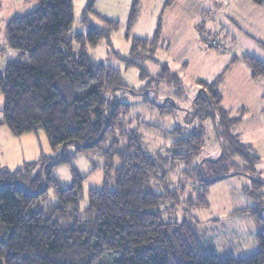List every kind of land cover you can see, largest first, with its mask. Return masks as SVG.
<instances>
[{
    "label": "trees",
    "instance_id": "16d2710c",
    "mask_svg": "<svg viewBox=\"0 0 264 264\" xmlns=\"http://www.w3.org/2000/svg\"><path fill=\"white\" fill-rule=\"evenodd\" d=\"M36 1V8L13 16L6 25L9 49L2 52L7 65L0 71V92L5 97L3 120L14 135L41 127L54 150L69 143L75 150L42 155L17 169H0V264H264V193L258 191L264 180L251 177V186H244L258 205L233 211L252 215L258 227L260 247L246 256L205 251L187 220L165 221L162 211L154 209L161 205L164 195L150 186L157 164L141 147L136 129L126 128L133 120L131 105L119 99L118 91L138 93L162 113H173V109L168 101L158 104L151 99L148 88H131L121 69L92 57L89 47L111 40L120 27L119 20L95 9L96 0H87L83 11L86 33L73 31L74 0ZM175 1L165 0V5ZM142 2L133 0L131 4L126 38L132 47L130 55L121 59L127 68L137 67L141 79L167 83L181 92L183 80L168 64L163 63L153 76L145 63L156 60L164 42L163 17H159L152 37L132 36ZM90 14L98 15L103 24L91 22ZM259 43L264 48V42ZM241 58L253 79L264 77V60L248 54ZM238 59L236 55L233 61ZM229 69L213 81L198 79L201 90L194 99L195 113L215 120L223 144L221 155L209 160L208 176L202 171L203 181L209 185L237 174L250 175L247 169L255 168V159H249L252 163L247 169L233 160L236 155H246L241 150L245 144L234 132V126L243 120V108L236 116L222 104L220 85ZM135 117L147 123L139 115ZM204 144V131L192 130L174 141V156L190 164ZM93 149H99L105 158V173H114L116 188H109L107 180L102 188H91L89 204L82 209L84 182L96 168L83 174L73 159ZM61 163L71 170L68 184L54 173ZM208 193L206 189L192 205L208 206Z\"/></svg>",
    "mask_w": 264,
    "mask_h": 264
},
{
    "label": "rangeland",
    "instance_id": "374dc122",
    "mask_svg": "<svg viewBox=\"0 0 264 264\" xmlns=\"http://www.w3.org/2000/svg\"><path fill=\"white\" fill-rule=\"evenodd\" d=\"M162 1L146 0V18L143 20L142 30L145 33H139L138 28L132 30V36H153L154 33L149 31V22L153 19L149 8L158 6ZM96 2L102 12L115 15L116 20L120 21V27L112 33L111 40L104 39L97 47H89L92 57L98 62L121 69L131 88L139 91L148 88L151 99L158 104L168 101V106L173 109V113H162L159 107L145 102L140 94L130 90L118 91L119 99L131 105L130 118L133 120L126 128L136 129L141 147L157 164L150 186L155 193L164 195V198L161 205L154 209L162 211L165 221L187 220L205 251H215L220 256H246L257 251L260 246L255 230L258 227L253 216L234 214L233 211L257 206L258 200L246 194L244 186H251V177L264 180V77L253 79L250 68L241 58L248 54L264 60V48L259 43L264 42V3L261 4L260 0H177L175 6L167 11L174 27L163 34L164 42L156 52V60H145L153 76L161 71L163 63L177 72L184 84L182 91L177 92L178 88L173 85H158L151 78L141 79L138 68H127L121 59L130 55L132 47L126 33L130 2L133 0ZM86 4L87 0L74 1V32L86 33L88 30V26L80 22L84 17ZM37 6L38 2L31 0L16 7V11L6 9L0 12L3 18L0 24L3 48L9 49L4 34V18L27 13ZM89 20L94 24H103V20L95 14H90ZM180 28L186 30L182 31ZM3 55L0 60L1 71L5 70L7 62V56ZM236 55L239 59L233 61ZM228 66L230 69L221 85L224 94L222 104L232 109L236 116L242 113L239 110L241 107L247 109L243 120L234 126L239 141L245 144L241 150L246 156L236 155L233 160L240 164V168L247 169L252 163L249 159H255V168L247 169L250 175L237 174L209 185L203 181L202 171L208 176L209 160H216L221 155L222 146L215 120L212 117L202 119L197 116L194 99L201 90L198 79L213 81ZM4 106L5 97L0 92V169H17L41 158L42 155L57 156L64 152H74L73 143L67 144L66 148L60 145L54 150L41 127L23 135H14L3 120ZM136 115L147 123L137 120ZM195 129L204 131L205 144L195 160L188 164L175 158L173 143ZM100 153L99 149H93L89 154L81 153L73 159V164L83 174L96 168L84 182V197L80 202L82 209L89 204L91 188H102L106 180L109 188H116L115 175L113 172L105 173L106 161ZM114 164L118 166L119 160L115 159ZM38 169L39 167L35 172ZM54 173L66 184L72 181L71 170L67 164L58 165ZM206 189H209V205H192L200 200ZM258 191L264 193V185ZM56 199L55 193L51 191V200ZM262 216L264 217V208ZM248 219L254 221L253 226Z\"/></svg>",
    "mask_w": 264,
    "mask_h": 264
},
{
    "label": "crops",
    "instance_id": "0c3cea01",
    "mask_svg": "<svg viewBox=\"0 0 264 264\" xmlns=\"http://www.w3.org/2000/svg\"><path fill=\"white\" fill-rule=\"evenodd\" d=\"M31 0H0V12H2V11H4V10H6V9H10V10H12V11H16V7H20V6H22V4L23 3H25V2H30ZM75 1V0H74ZM143 2H142V10H141V14H140V17H139V19H138V22L136 23V25H135V27H134V31L136 30V29H138V32L140 33H145L144 31H142V30H144V19L146 18V5H147V2H146V0H142ZM180 0H178V2H179ZM153 2H154V0H153ZM131 3L132 2H130V6H131ZM175 3H177V0L172 4V5H170V6H166L165 5V0H163L162 2H160L159 4H158V6H155V5H153L151 8H149V12H150V14H151V17L153 18L152 19V21L150 20V22H149V31H152L153 33L155 32V30H156V26H157V23H158V19H159V17L160 16H162L163 17V25H164V28H163V34H166V32H168V31H170L169 29L171 28V27H174V24H173V22H171V18L168 16V14H167V11L168 10H170L171 8H173L174 6H175ZM261 3V2H260ZM262 4V3H261ZM129 6V7H130ZM95 9L101 14V15H103V16H105V17H108V18H114V19H116V17H115V15L114 16H112V15H108V14H105L104 12H102L99 8H98V5H97V2L95 3ZM126 11H127V13H128V10H127V2H126ZM129 14H130V9H129ZM14 16H16V15H14ZM13 16L11 15V16H8L7 18H4V19H6V22H5V26L7 25V23H8V21L12 18ZM177 17H178V15H177ZM3 20V18L0 16V24H1V21ZM81 23H83L82 22V19H81V21H80ZM84 24V23H83ZM191 28V27H190ZM1 29V28H0ZM182 31H184V30H186V29H184V28H180ZM180 29H178V31H180ZM195 29H196V26L194 25V28H193V30H194V32H195ZM87 32V31H86ZM4 34H6V27H5V32H4ZM2 35H3V32H2ZM3 37V36H2ZM2 49H5L6 50V48H3V44H2V41L0 40V60H2L1 58H3V52H2ZM6 61H7V59H6ZM6 65H7V62H6ZM1 71V70H0ZM3 71V70H2ZM225 80V79H224ZM224 82V81H223ZM222 82V83H223ZM222 83H221V85H222ZM221 85H220V89H221ZM221 91H222V89H221ZM222 93H223V91H222ZM223 96H224V94H223ZM243 108V111L244 112H246V107H242ZM228 109V108H227ZM245 109V110H244ZM232 110V109H231ZM240 110V109H239ZM233 111V110H232ZM249 220V222H250V224H251V226H253L254 225V221L252 220V219H248ZM193 228V227H192ZM255 228V227H254ZM194 230V229H193ZM258 231V228H256V230H255V232H257ZM195 234H196V232H195ZM197 235V234H196ZM197 238H198V240H199V237H198V235H197ZM199 242H200V240H199ZM200 244H201V242H200ZM201 246H202V244H201ZM202 248H203V246H202ZM210 252V251H209ZM211 252H215V251H211ZM216 253V252H215ZM218 254V253H217ZM227 255H229V254H227Z\"/></svg>",
    "mask_w": 264,
    "mask_h": 264
},
{
    "label": "water",
    "instance_id": "95a60500",
    "mask_svg": "<svg viewBox=\"0 0 264 264\" xmlns=\"http://www.w3.org/2000/svg\"><path fill=\"white\" fill-rule=\"evenodd\" d=\"M199 94V93H198ZM219 130V129H218ZM219 138H220V140H221V136L219 135ZM221 146H222V149H223V144H222V142H221Z\"/></svg>",
    "mask_w": 264,
    "mask_h": 264
}]
</instances>
